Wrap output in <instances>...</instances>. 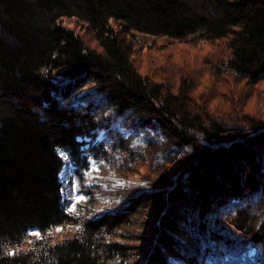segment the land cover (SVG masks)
<instances>
[{
	"label": "trees",
	"instance_id": "1",
	"mask_svg": "<svg viewBox=\"0 0 264 264\" xmlns=\"http://www.w3.org/2000/svg\"><path fill=\"white\" fill-rule=\"evenodd\" d=\"M145 37L209 46L207 69L264 101V0H0V264H264V112L143 73ZM60 150L76 187L92 158L151 189L69 212Z\"/></svg>",
	"mask_w": 264,
	"mask_h": 264
},
{
	"label": "rangeland",
	"instance_id": "2",
	"mask_svg": "<svg viewBox=\"0 0 264 264\" xmlns=\"http://www.w3.org/2000/svg\"><path fill=\"white\" fill-rule=\"evenodd\" d=\"M69 23L70 27H75L71 21ZM77 30H79V28H77ZM144 39L145 44L150 42L151 45L148 44L147 48H138L137 46L138 51L135 54V61L140 67L139 69L142 68L143 73H147L149 76L156 79V81L164 79L168 84L173 85L178 77L181 78L182 75L185 76L191 72L199 81L198 90H203V92L214 91L216 97L215 102L220 103V105L229 106L230 103V108H235L238 105L235 103L237 102L236 99L241 98L249 102L248 106L243 109V112H247L249 116L256 117V113H254L255 109H260L261 112H264L263 100L255 104L252 97L248 100L246 99L250 95L241 97L242 89L246 90V86L243 82L237 81L238 83L232 84L225 80L224 76H216L210 69H207L209 64H205L204 62H210L211 60L214 62L218 61L216 56L213 57V52L211 54L207 53V50L210 49L209 46L199 44L198 46H194L193 49L190 47L191 45L170 42L164 39H151L146 37ZM201 65L204 66V68L203 72L199 73L198 69ZM190 77H192V75ZM230 79L231 81L233 80L232 78ZM257 90L264 91V84ZM227 100L233 101L227 102ZM220 110H222L221 107ZM101 136L102 134L100 138ZM59 153L65 159V165L59 176L62 183L63 207L69 212L79 210L89 215V217H94L115 206H120L118 202L126 197L134 196L138 192H146L151 189L148 181L142 177L144 172L143 168L130 163L126 166L130 171L128 170L126 173H122L121 170L111 166L105 160H95L92 158L89 159V169L85 174L83 187H76L74 168L61 150ZM149 211L151 212V210L145 211L146 215H143L144 219H141L142 222L145 223V221L155 218L157 210L151 213ZM149 214L151 216H149ZM142 222H139L138 228L130 227L126 231L127 237L134 235L135 232L133 231L138 232L140 235L144 233L145 230L139 228ZM59 231L60 228H56V232ZM30 232L31 234L37 235V232L34 230ZM180 237L182 240L187 239V235L184 234H180ZM115 241H121L128 245H141L143 243L141 237L138 238V240L125 241L115 239ZM138 258L139 257L135 255L125 264H141L142 260L138 261ZM249 262L251 263V260L244 264H249ZM174 263L181 264L178 262Z\"/></svg>",
	"mask_w": 264,
	"mask_h": 264
}]
</instances>
